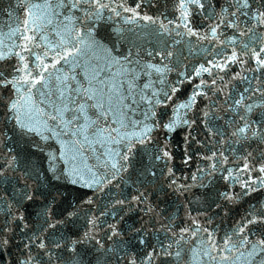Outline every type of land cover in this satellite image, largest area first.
Listing matches in <instances>:
<instances>
[{
    "label": "snow or ice",
    "instance_id": "1",
    "mask_svg": "<svg viewBox=\"0 0 264 264\" xmlns=\"http://www.w3.org/2000/svg\"><path fill=\"white\" fill-rule=\"evenodd\" d=\"M0 264H264V0H0Z\"/></svg>",
    "mask_w": 264,
    "mask_h": 264
}]
</instances>
